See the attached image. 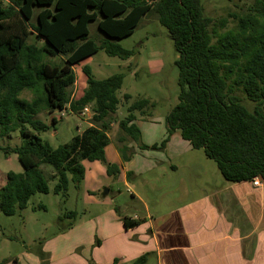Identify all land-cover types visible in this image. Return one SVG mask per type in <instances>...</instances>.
Wrapping results in <instances>:
<instances>
[{
  "label": "trees",
  "instance_id": "trees-1",
  "mask_svg": "<svg viewBox=\"0 0 264 264\" xmlns=\"http://www.w3.org/2000/svg\"><path fill=\"white\" fill-rule=\"evenodd\" d=\"M257 12L236 17V30L222 32L227 19L208 17L203 0H0V127L5 134L19 129L24 142L14 152L25 169L23 174L8 173L0 188V211L13 216L25 210L33 195L50 192V180L57 181L54 193L66 201L69 184L80 187L85 178L84 161L101 162L110 177L118 178L119 167L109 164L105 154L112 124L134 142L141 140L133 118L120 120L116 112L124 74L95 80L90 67L83 69L88 88L71 108L79 113L94 102L92 127L70 143L53 148L44 141L40 134L58 120L48 125L39 116L70 104L74 67L84 60L100 51L122 60L135 56V50L118 41L131 37L150 13L157 15L174 43L180 93L166 117V139L160 146L142 147L163 149L178 131L216 163L227 182L258 178L264 184V12ZM92 22L105 36L99 44L90 38ZM48 58L61 61L51 63ZM25 92L32 100L22 98ZM237 93L255 105L252 111ZM146 105V100H138L129 110ZM120 152L124 162L130 161L126 148ZM43 166L55 173L47 177ZM127 177L130 180L131 173ZM123 222L125 228L139 226L138 221Z\"/></svg>",
  "mask_w": 264,
  "mask_h": 264
},
{
  "label": "crops",
  "instance_id": "crops-1",
  "mask_svg": "<svg viewBox=\"0 0 264 264\" xmlns=\"http://www.w3.org/2000/svg\"><path fill=\"white\" fill-rule=\"evenodd\" d=\"M149 68L153 71V61ZM132 73L138 76L137 70ZM91 75L97 80L92 70ZM88 79L83 85L84 79L76 75L74 87L82 92L78 96L74 93L70 106L84 96ZM121 88L116 93L117 115L120 120L133 118L141 140L137 143L121 135L114 143L108 134L105 154L107 161L120 169L117 180L100 162H83V185L90 192V205L108 211L95 216L96 228L82 226L68 245L48 251L49 264H135L141 258L145 259L143 264H264V184L230 183L221 173L209 172L210 163L193 155V148L180 132H175L163 149L143 148L166 139L167 115L157 116V102L146 96L134 101L131 94H124L121 100ZM126 95L131 98L126 99ZM138 100H146L147 105L131 112L129 108ZM121 105L126 106V114L120 116ZM94 107L92 102L83 110L91 112ZM83 110L73 114L80 116ZM85 116L87 128L92 127L90 113ZM111 127L116 130L119 126ZM122 147L132 155L128 162L122 159ZM113 180L132 195L131 203L116 206L117 197L108 201L101 194L107 186L110 195ZM128 206L134 214L128 213ZM124 219L138 221L139 226L125 228ZM83 234L88 238L83 240Z\"/></svg>",
  "mask_w": 264,
  "mask_h": 264
},
{
  "label": "rangeland",
  "instance_id": "rangeland-1",
  "mask_svg": "<svg viewBox=\"0 0 264 264\" xmlns=\"http://www.w3.org/2000/svg\"><path fill=\"white\" fill-rule=\"evenodd\" d=\"M263 2L264 0H234L233 2L203 0L205 13L208 17L215 21L227 19V26L221 30L222 32L228 29L236 30V17L249 14L258 15L257 11L264 12ZM89 29L90 38L98 44L105 38L104 34L99 31L97 22L90 23ZM118 44L125 49L135 50L136 55L130 60L124 61L117 57H110L104 51H100L74 67L77 77L80 79L82 77L84 79L83 85H85V80L88 77L83 74L82 70L86 66L94 72L97 80L107 79L115 74H124L126 76L125 81L118 92L121 100L124 94H131L134 101L146 96L157 102L155 109L157 116L168 115L179 102L180 88L178 85L179 70L175 65L178 54L167 29L159 23L155 13H150L142 20L131 37L118 41ZM48 61L59 63L61 59L48 58ZM152 61L153 71L149 68ZM131 65H133L132 69L129 68ZM134 70H137L138 76H134L132 73ZM76 92L78 96L82 91L74 86L69 89L70 99ZM237 94L243 99V104L252 111L255 105L246 101L242 93ZM22 98L30 101L33 95L25 92L22 94ZM262 109L264 111V104ZM59 113L56 111L52 115L41 114L39 118L48 125H52L54 115H59ZM124 113L126 114V106L121 105L118 114L121 116ZM82 117L70 113L51 126L48 132L40 134V137L53 148L70 143L73 137L87 128L85 119ZM92 117L93 111L90 112L88 119L90 124H92ZM110 134H112L114 143H117L119 136L124 135L119 127L116 130H111ZM23 142L24 138L19 129L5 134L0 127V188L6 185L9 172L18 174L25 172L19 162L18 155L14 152V149L20 147ZM161 143L160 140L155 144L160 146ZM191 151L194 156L198 155L210 163L212 171L209 172H214L216 175L220 174L216 163L206 158L203 150L192 149ZM100 164L105 167L103 163L100 162ZM42 169L47 177L55 173L48 166H43ZM116 180L111 183V193L107 196L108 201H113V197H117V199L115 198L116 206L131 203L132 195L123 184H114ZM83 182L80 187H76L73 183L69 184L68 199L65 201L62 196L54 193L57 181L50 180V192L33 195L25 210H19L13 216H7L0 211V264H49L50 253L48 251L53 252L52 248L60 249V247L68 245L73 239V233L79 232L82 226L87 229L92 224L96 228L95 216L105 213L108 208L90 205L92 204L89 200L90 192L83 185ZM108 188L105 186L101 194L105 190H109ZM127 211L129 214L135 213L129 206ZM70 212H77V218L68 217ZM74 229L76 231H73ZM87 238L86 234L82 235L83 240Z\"/></svg>",
  "mask_w": 264,
  "mask_h": 264
},
{
  "label": "built area",
  "instance_id": "built-area-1",
  "mask_svg": "<svg viewBox=\"0 0 264 264\" xmlns=\"http://www.w3.org/2000/svg\"><path fill=\"white\" fill-rule=\"evenodd\" d=\"M59 115H54V119L60 120L63 119L65 116H67L70 113H73L71 106L68 104L66 106V108L62 111H59ZM88 113H90V111L88 109H84L83 112L81 113V115L85 116ZM254 183L255 186H259L262 182L260 181V179L256 178L252 181Z\"/></svg>",
  "mask_w": 264,
  "mask_h": 264
},
{
  "label": "water",
  "instance_id": "water-1",
  "mask_svg": "<svg viewBox=\"0 0 264 264\" xmlns=\"http://www.w3.org/2000/svg\"><path fill=\"white\" fill-rule=\"evenodd\" d=\"M108 194H109V190H105L104 193H103V196L107 197Z\"/></svg>",
  "mask_w": 264,
  "mask_h": 264
}]
</instances>
